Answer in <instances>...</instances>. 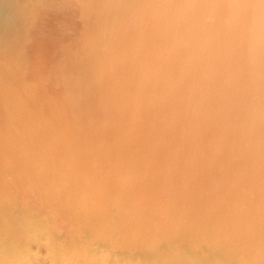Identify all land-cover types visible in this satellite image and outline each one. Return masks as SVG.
I'll list each match as a JSON object with an SVG mask.
<instances>
[{
  "label": "bare ground",
  "instance_id": "obj_1",
  "mask_svg": "<svg viewBox=\"0 0 264 264\" xmlns=\"http://www.w3.org/2000/svg\"><path fill=\"white\" fill-rule=\"evenodd\" d=\"M139 2L0 0V264H264V185L146 146ZM233 55L264 74V40L241 31Z\"/></svg>",
  "mask_w": 264,
  "mask_h": 264
},
{
  "label": "clouds",
  "instance_id": "obj_2",
  "mask_svg": "<svg viewBox=\"0 0 264 264\" xmlns=\"http://www.w3.org/2000/svg\"><path fill=\"white\" fill-rule=\"evenodd\" d=\"M129 7L143 18L149 45L147 104L138 118L146 146L162 166L182 173L211 170L216 180L264 185V74L254 61L239 73L233 55L241 31L264 40V0H142ZM119 120L114 112L107 122Z\"/></svg>",
  "mask_w": 264,
  "mask_h": 264
}]
</instances>
